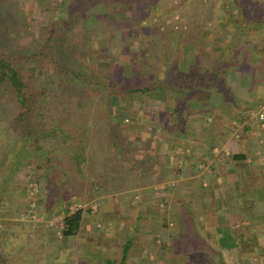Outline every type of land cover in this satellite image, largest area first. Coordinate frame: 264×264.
<instances>
[{"label":"crops","instance_id":"1","mask_svg":"<svg viewBox=\"0 0 264 264\" xmlns=\"http://www.w3.org/2000/svg\"><path fill=\"white\" fill-rule=\"evenodd\" d=\"M227 6L211 12L210 27L221 34L210 44L227 66L228 91L179 89V120L175 107L160 105L166 116H150L147 125L161 131L162 141L153 147L156 151L150 147L146 157L138 158L132 174L116 171L114 180L99 181L102 173L92 178V171L84 169L79 182L70 169L75 184L67 176V190H58L61 195L52 204L45 191L56 195L55 178L61 173L46 169L40 152L32 155L18 141L10 118L0 119V264L17 258L18 264H153L156 259L164 264H264V123L235 126L246 112L264 106V0H230ZM81 7L80 16L102 18V32L105 21L118 29L139 13L132 0H82ZM178 39L170 37L166 46V71L186 77L184 66L210 62L211 52L203 58L199 51L210 46L196 41L195 47L186 43L181 48ZM252 81L260 92L248 90ZM170 95L166 92V98ZM12 109L2 110L9 114ZM138 143L140 149L148 145ZM123 178L130 181L126 188ZM32 199L43 219L59 214L69 200L89 209L54 219L50 228L46 220H30L27 203ZM110 204H118L120 212L114 211L117 207L108 211ZM146 204H156L158 213L149 209V221L143 222Z\"/></svg>","mask_w":264,"mask_h":264},{"label":"rangeland","instance_id":"2","mask_svg":"<svg viewBox=\"0 0 264 264\" xmlns=\"http://www.w3.org/2000/svg\"><path fill=\"white\" fill-rule=\"evenodd\" d=\"M168 2L170 1L162 0L161 5L166 7ZM192 2L188 1L185 6ZM219 2L217 0L215 4L225 8L228 7L227 3L230 0L228 2L227 0H220ZM81 4L82 0H0L2 11L14 14L15 17L18 16L21 20L18 19L19 27L17 33H15L17 28L15 22L11 24L10 31L2 30V33L0 32L1 54L7 59L22 57L15 63L20 71L22 80L31 89L41 90L45 88L48 95L52 96V98L46 97L47 101L41 100V106L46 104H48L46 107L60 106L65 113L67 106L72 107L80 101L78 104L81 106L78 108L82 115L87 113L88 109L90 110L88 112L89 118L82 117V119L84 122L89 123L91 129L92 126L97 128V134L99 133L98 136L101 137L102 145L101 147L98 145L99 149L95 152V161H92L91 165H89L90 169H86V174L90 173L89 170H91L92 178L97 177L93 175L96 172L97 175L102 173L97 179L99 181L100 179L106 180L109 178V180H114L113 172L125 173L126 169H128L132 174L134 163H137L139 157H146L148 148L157 146V142L159 139L161 140L163 135L161 131L151 129V126L147 124L151 120L150 116L151 118L159 117V120L166 116V114H162L164 113L162 110L166 107V91L161 90L155 95L152 93H149V95L139 93L129 95L121 91L128 87L139 88L152 84L158 85L166 78L162 79L161 77L163 76L162 72L166 69V50L160 53L154 45L150 44L149 50L151 53L145 58L142 57L144 45L150 39L149 33H152L153 28L159 25L154 16L160 11L151 10L147 7L138 9L137 7L135 8L136 12H141L143 13L142 15H146L150 19L142 21L139 26H134L131 30L130 26L122 30L121 28L124 25L117 29L113 24H106L108 22L105 21L106 31L102 32L100 31V20L98 21V19L102 18L80 16L79 14L82 11ZM172 4L176 5V0H173ZM201 4L203 7L199 8L194 3L190 7L192 12L197 13L199 9L201 15L208 14L206 1L203 0ZM76 16H78L79 20L77 19L75 22L74 17ZM179 20V12L177 11L173 14V21ZM169 22L172 23L170 18L166 20V24H170ZM141 26L145 28L143 32L138 31ZM206 26L210 27V20H208ZM50 36L51 39L48 40ZM39 52H44L46 58L43 57V59L41 56L34 57V54ZM53 58L62 66H67L72 72L79 70L85 74L88 77V82H82L77 77L69 78L61 72L59 73V70L53 64L49 67H44ZM154 58H158V60L156 59V62H154ZM33 67L36 68L34 73L31 71ZM191 67L184 66L183 69L187 70L186 73H191L192 68L196 70V66ZM152 75L154 79H151ZM252 84L253 87H249L248 83L245 86L243 85L244 89L249 87L248 90L256 91L257 89L256 92H260V88H257L253 81ZM190 89L187 90L186 88V92L191 91ZM200 89L202 90V88ZM160 97L163 98L161 99ZM11 100H13L11 87H0L1 108L8 106L13 108ZM160 105L164 107L160 108ZM262 105L259 107H264ZM104 106L109 108L110 113L103 111ZM2 109H0V119H11V113L7 114ZM98 113H100L99 118ZM102 116L109 118L105 120ZM31 117L34 118L33 115ZM70 117L73 118L72 120L77 119L74 117L73 112H71ZM34 123L37 128L41 127L38 120L37 122L34 121ZM235 126L240 127L237 124ZM89 131V136L94 137L96 135L91 130ZM156 131L158 132L157 134L154 133ZM139 141L148 143L147 146L142 145L141 148H144V150L140 149ZM156 149L157 147L153 148V152ZM31 154L33 155V151ZM32 177L33 175H31ZM125 177L134 178L126 175ZM55 180L59 182V187L54 188L57 193L56 195L48 194L51 203L53 200L52 204H55L54 200L61 195L58 190L62 191L63 188V192L67 190L65 186L63 187L67 179L59 175ZM74 180L69 179L71 183L75 184ZM122 183L126 188L125 185L129 184L130 181L124 179ZM45 188V186L44 188L42 187V191ZM37 189H39L38 186L36 187ZM31 193L33 195L36 194L35 196L39 195L36 191ZM31 203H35L36 206L35 219L41 218L44 221L46 220L47 223L53 221V226L48 225L50 228L55 227L56 220L54 219H64L73 215V213L76 214L78 211L87 212L89 209H87V206L74 204L76 202L69 200L68 204L66 201L62 203L63 206L59 214L50 215V217L46 216L47 218L43 219L42 217H45V214L38 212L37 200H30L27 206L29 207ZM121 205L125 206V204ZM108 207V211L117 207V210H114L116 213H119L121 209L118 204H110ZM144 208L145 216H142L139 219L140 221H149L146 218L149 209H152L154 213H158L156 204H146ZM126 218L130 222L132 219L131 214L129 213ZM139 225L141 226L140 223ZM153 264L164 263L156 259Z\"/></svg>","mask_w":264,"mask_h":264},{"label":"trees","instance_id":"3","mask_svg":"<svg viewBox=\"0 0 264 264\" xmlns=\"http://www.w3.org/2000/svg\"><path fill=\"white\" fill-rule=\"evenodd\" d=\"M132 1L137 5V7L139 6V8L147 7L151 10L155 9L157 11H160L157 12L154 16L159 25L154 27L153 30L151 29L152 33H149V42L144 45V53H142V57L144 58L151 53L149 50L150 44L154 45L156 50L158 52L160 51V53L163 50H166V46H169L168 42L170 41V37L180 38V41L178 39V43L181 48L186 43V45H194L195 47L196 41H199V45L201 44L211 47L210 42L212 41V39L218 37V34H221V32H217L215 29H211V27L206 28L207 21L211 20V12L217 10V8L219 7L218 5L210 2L211 0H205L208 7V9H206L208 11V14H205V16H202L200 14L199 9L198 13H192V8H190L194 3H196V7H203V5L201 4L203 0H176V5L172 4L173 0H169L170 2H168L166 7H163V5H161L162 0ZM188 1L193 2L188 6H185ZM219 1L220 0H218V2ZM9 5L11 6L10 3ZM6 7L8 6L6 5ZM177 11L179 12L180 20L173 21V14ZM169 18L172 20V23L166 24V20ZM18 19L20 20L18 16L15 17L14 14L12 15L4 12L2 11V7H0V32L2 33V30L10 31V26H12L11 24L15 22V25L17 26L15 33H17L19 27ZM77 19L78 16L74 17L75 22L77 21ZM147 19L150 18H148L146 15H142L141 12H139L138 16L135 19L130 18V20L126 22V24L121 29L124 30L125 28H127V26H130L131 30L134 26H139L142 21H145ZM143 30H145V28L141 26L140 30L138 31L143 32ZM50 39L51 36L48 37V40ZM210 47L208 51H204V49L199 50L198 46L200 56L205 58L207 56V53L210 54V52L213 51L215 45H212L211 48ZM1 53L2 46L0 45V87L2 88L5 86H10L12 89L13 100L11 101L13 109L11 113V121L13 129L18 136V141L25 144L26 147L29 148V150L39 151L44 159V166H46V169L49 170V167L50 170L56 169L59 173H61V176L63 178H67L69 173H71L69 170L73 169V171L75 172H72V174H75L78 177L77 181L80 182L84 180L82 171L90 167L89 165H91L92 161H94L93 158H95V152L97 149H99L98 145H100V147L102 145L101 137L98 136L99 133L97 134V128H95V126H92L91 129L89 123L86 121L84 122V120L82 119V117H85L86 119L89 118L88 112L90 110L88 109L87 113H84V115H82V112L78 108L79 106H81L78 104L80 101L75 104L74 107L72 106L70 109H66L65 113L63 112L64 109H62V107L60 106L46 107L48 104H46L45 106H41V100L47 101L46 97L52 98V96L48 95V92L45 88H42L41 90L31 89V87L22 80L20 71L15 65L16 61L22 59V57L7 59L4 58ZM37 56L46 58L44 52L35 53L34 57ZM211 56L212 57L210 58L209 63H207V61H204V64L202 66H199L201 67L200 74L202 75V77L199 75V72H197V68L199 69L198 65L200 63L193 62V64H195L192 67L196 66V70L192 68L191 73H187L186 77H179L173 72L169 73L168 69L167 71L165 69L162 72L163 76L161 77L162 79H164V77L168 78H165L158 85L152 84L150 86H141L139 88L128 87L121 91L129 95L135 93H139L142 95H149V93H152L155 95V93H158L161 90L166 91L168 93H171L170 97L166 98V103L173 108L177 104L176 95L179 89L184 90L185 87H187V90H189V88H191V90H195L193 92H196L198 88H202V90L213 88L220 94H226L229 86L228 82L225 81L223 77L224 75H226L227 66L224 64V60L222 59L221 54L216 55L215 52H213V54L211 52ZM207 57H209V55ZM156 59L158 60V58H154V62H156ZM51 64H53V66L57 70H59V73L61 72L63 75H66L69 78L77 77V79L82 82H88V77L85 76V74L81 73L79 70L76 72H72L67 66L64 67L59 62H56L54 58L51 59L50 62L45 64L44 67H49L51 66ZM173 66L175 68L176 64H174ZM205 67L207 69L206 72H204ZM31 71L32 73H34L36 71V68L33 67ZM151 79H154L153 75ZM160 98L162 99L163 97ZM175 110L176 117L179 120L182 115L179 113L177 107H175ZM258 110L259 109H255L246 112L241 116V118L237 119L235 124L239 125L240 123L246 124V122H258L255 117V113ZM103 111H108L110 113L109 108L105 106ZM71 112H73L74 117L77 118L75 120L78 121L72 120L73 118L70 117ZM31 115H33L34 118L31 117ZM99 116L100 113H98V118ZM102 118L108 120L109 117L105 118L104 116H102ZM37 120L40 122V128H37L35 126L34 121L37 122ZM259 125H261V123H259ZM108 127H110V125H108ZM89 130L94 132V134L96 135H94V137L89 136ZM85 155L90 159L88 160V162L85 159ZM70 156H73L72 160H68V157ZM62 173L64 175H62ZM67 179H69V176ZM46 190H48L47 193L49 195H53V193L48 188H46ZM67 233L68 232L65 231L63 234L65 235ZM17 259L13 264H18Z\"/></svg>","mask_w":264,"mask_h":264},{"label":"built area","instance_id":"4","mask_svg":"<svg viewBox=\"0 0 264 264\" xmlns=\"http://www.w3.org/2000/svg\"><path fill=\"white\" fill-rule=\"evenodd\" d=\"M255 117L256 119L258 120L259 123L263 124L264 123V107L259 109L256 113H255ZM35 188V187H34ZM35 203H31L29 205V212H28V216L31 218V219H35ZM48 225L49 226H53V221H49L48 222Z\"/></svg>","mask_w":264,"mask_h":264}]
</instances>
